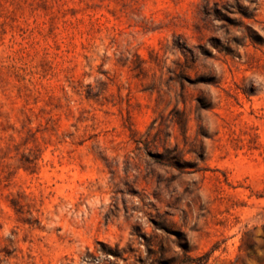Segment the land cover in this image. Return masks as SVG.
<instances>
[{
    "label": "rangeland",
    "instance_id": "1",
    "mask_svg": "<svg viewBox=\"0 0 264 264\" xmlns=\"http://www.w3.org/2000/svg\"><path fill=\"white\" fill-rule=\"evenodd\" d=\"M0 264H264V0H0Z\"/></svg>",
    "mask_w": 264,
    "mask_h": 264
},
{
    "label": "trees",
    "instance_id": "2",
    "mask_svg": "<svg viewBox=\"0 0 264 264\" xmlns=\"http://www.w3.org/2000/svg\"><path fill=\"white\" fill-rule=\"evenodd\" d=\"M245 15V13H243Z\"/></svg>",
    "mask_w": 264,
    "mask_h": 264
}]
</instances>
